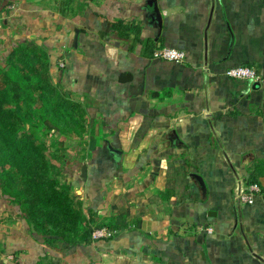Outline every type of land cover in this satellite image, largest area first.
Instances as JSON below:
<instances>
[{"label": "crops", "instance_id": "0c3cea01", "mask_svg": "<svg viewBox=\"0 0 264 264\" xmlns=\"http://www.w3.org/2000/svg\"><path fill=\"white\" fill-rule=\"evenodd\" d=\"M12 1L10 27L37 38L53 85L101 122L106 154L86 165L83 207L133 224L69 247L6 205L0 264H264V194L237 201L264 159V84L226 75L249 66L264 81V0H155L160 23L151 0ZM159 47L186 59L153 60Z\"/></svg>", "mask_w": 264, "mask_h": 264}, {"label": "trees", "instance_id": "16d2710c", "mask_svg": "<svg viewBox=\"0 0 264 264\" xmlns=\"http://www.w3.org/2000/svg\"><path fill=\"white\" fill-rule=\"evenodd\" d=\"M110 25L121 37L127 36L130 30L122 21ZM133 32L138 35L139 29ZM7 61L10 67L0 68L1 194L21 207L27 224L33 229L51 234L66 244L87 246L93 230L81 227L85 223L81 204L73 202L68 184L50 177L42 146L24 126L25 122H31L32 115H37L34 110L40 107L53 119L62 117L77 124L83 119L82 108L51 83L47 56L38 47L14 49ZM22 105L27 110L24 115ZM45 125L55 128L48 121ZM245 184L258 186L264 194V159L252 163ZM127 217V213L117 214L107 224L94 229L121 231L133 224ZM91 219L88 215L85 225Z\"/></svg>", "mask_w": 264, "mask_h": 264}, {"label": "rangeland", "instance_id": "374dc122", "mask_svg": "<svg viewBox=\"0 0 264 264\" xmlns=\"http://www.w3.org/2000/svg\"><path fill=\"white\" fill-rule=\"evenodd\" d=\"M12 4H14V1L12 0H0V68L10 67L7 64L8 63L7 58L9 56V52H12L14 49L24 48L27 46L28 47L36 46L39 48L41 52H45L42 48L38 46V44L37 45L35 44V40L37 39V38L35 39V36L30 34H24L25 32H23L22 29L18 27L16 29H12L10 27L12 25L13 19L19 18L12 16V12H10V10L12 9L9 8L11 7ZM259 83L264 84L263 81ZM22 110H23L22 114L24 115L27 110L23 105H22ZM34 111L37 113V115L34 116L32 115L31 122H25L24 126L36 138L37 143L40 146H42L44 155L48 161V165L50 168V173H49L50 177L55 178L59 182L66 183L70 186V197L72 198L73 202H78L81 204L82 213L84 215L85 223H86L88 214L89 213L91 214V211H89L88 208L83 207L84 202L80 200V197L82 196V192L79 191L80 185L81 183L84 182L86 183V179H87L86 175L85 177L81 176V168L82 166L84 165L86 166L87 164L91 165L93 160H95L94 158L97 156V154L95 155V153L93 152L95 151V149L97 150L101 148L102 155L106 154L104 150L107 144H105L106 138H104L102 133L101 122L96 118L95 115L92 116L93 117L92 118L91 114H88L85 111L82 112V117H83L82 121L78 122L77 124L71 123L67 121V119L62 117L53 119L49 114L46 113V110L43 107L36 108ZM47 121L50 122V124H52L55 128L51 129L48 127V125H45V122ZM98 160H102V158H99ZM255 160H253L252 163ZM243 182L244 185H247L245 184L246 179ZM1 183L2 182L0 179V223L4 221L2 219H7V217H5V211H4V208H6L7 205L8 207H10V209L16 210L18 212V218H23L27 224V221L25 219L21 207L18 204L10 202V199L8 197H5L1 194L2 191ZM260 194L263 193H261L259 189V193L257 196H259ZM237 201L239 204L247 205L239 202L238 198ZM252 205H247V206H252ZM91 216L89 217L92 218ZM110 218L112 217L102 219V221L100 220L98 222L94 220V218H92L87 225L83 223L81 227L84 228L87 226V229H91L94 232L95 230H97L94 229L97 225L103 226L104 224H107L108 219ZM27 225L29 226L30 228L29 230L31 232H33L37 236L43 237L44 238L43 240H46L47 242H53L54 239L57 240V238L52 236L51 234L37 231L33 229L29 224ZM124 230L125 229L118 232H114V235L116 236L117 234H119ZM92 234H91V242L98 240H108L112 238L111 237L108 239H104V238L95 239ZM58 242L62 243L63 246L85 247L84 245L81 244L80 245L71 244V242H68L69 244L60 242L59 240ZM53 243L52 245H55ZM37 264H40V262H38Z\"/></svg>", "mask_w": 264, "mask_h": 264}, {"label": "built area", "instance_id": "2783aa9c", "mask_svg": "<svg viewBox=\"0 0 264 264\" xmlns=\"http://www.w3.org/2000/svg\"><path fill=\"white\" fill-rule=\"evenodd\" d=\"M153 60L171 63V64H180L183 63L186 59V54L184 51L170 48V47H159L153 50L151 54ZM63 67V64L60 65ZM226 75L228 78L236 81H253V82H262L263 80L257 75L256 71L249 66H236L227 70ZM264 82V81H263ZM259 193V188L256 185H244L241 184L238 189L237 198L239 202L252 205ZM113 232L107 228L97 229L93 232V237L95 239H108L113 236Z\"/></svg>", "mask_w": 264, "mask_h": 264}, {"label": "water", "instance_id": "95a60500", "mask_svg": "<svg viewBox=\"0 0 264 264\" xmlns=\"http://www.w3.org/2000/svg\"><path fill=\"white\" fill-rule=\"evenodd\" d=\"M150 6H153L154 8V15L157 19V21L160 23V16H159V11L157 10V5H156V1L155 0H151V3H149ZM76 40V38H75ZM110 152L114 153V154H118V152L114 149H112L111 147H108ZM85 174H86V166H82L81 168V176L82 177H85ZM195 178V180L197 181L199 187H200V190L201 192L205 195V192H206V187H205V184L202 180L201 177L197 176V175H194L193 176Z\"/></svg>", "mask_w": 264, "mask_h": 264}]
</instances>
